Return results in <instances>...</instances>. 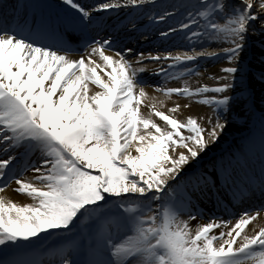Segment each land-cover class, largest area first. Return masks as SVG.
<instances>
[{"label": "snow or ice", "instance_id": "1", "mask_svg": "<svg viewBox=\"0 0 264 264\" xmlns=\"http://www.w3.org/2000/svg\"><path fill=\"white\" fill-rule=\"evenodd\" d=\"M0 264H264V0H0Z\"/></svg>", "mask_w": 264, "mask_h": 264}, {"label": "bare ground", "instance_id": "2", "mask_svg": "<svg viewBox=\"0 0 264 264\" xmlns=\"http://www.w3.org/2000/svg\"><path fill=\"white\" fill-rule=\"evenodd\" d=\"M109 15V14H102ZM173 26H177L176 20L169 21ZM160 27H163L161 25ZM127 42V40H126ZM132 44L134 47H139L141 49H148L152 47H170L171 45H184L186 41L183 40L181 35H177L175 38H169L168 41H161L158 39L155 40H145L144 37L139 38V43H137V39L135 37L132 38ZM213 48L215 45L212 46ZM174 50H187L184 47ZM199 50V49H198ZM206 67H211V63L205 65ZM149 68H156L157 66L154 64H149ZM203 70V69H201ZM157 82V78H150V83L155 84ZM169 86H179L176 82H171ZM149 94H154L151 87L147 89ZM171 104H169V107ZM198 109H193V114H195ZM260 122H259V112H257L256 117L253 118L247 125L241 122H233L231 126L225 131L222 135L219 143L212 149V152L208 154L206 160H210L214 157H219L224 155L225 157H231L233 154L237 158L240 159L241 164L245 165L246 169L254 170L258 173L260 168ZM244 149L246 155L242 154L241 150ZM9 195L21 202L28 203L30 202L24 196L17 195L15 193H9ZM255 201H251L250 203H254ZM245 204H236L234 208L239 207ZM203 211L206 213L216 212L217 214H221L217 211L214 203L205 202L201 205Z\"/></svg>", "mask_w": 264, "mask_h": 264}]
</instances>
